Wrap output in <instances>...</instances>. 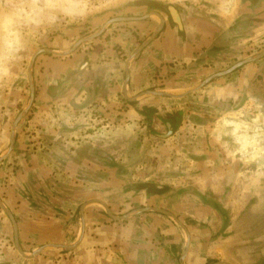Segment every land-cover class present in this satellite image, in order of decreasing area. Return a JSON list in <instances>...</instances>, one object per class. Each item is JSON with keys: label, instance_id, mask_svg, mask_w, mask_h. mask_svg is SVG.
Masks as SVG:
<instances>
[{"label": "rangeland", "instance_id": "374dc122", "mask_svg": "<svg viewBox=\"0 0 264 264\" xmlns=\"http://www.w3.org/2000/svg\"><path fill=\"white\" fill-rule=\"evenodd\" d=\"M134 1L137 3L142 0ZM150 1L159 8L183 7L186 16L191 7H197L202 11L199 17L188 15L192 20L201 19L200 23H193L192 27L188 22L189 18L185 17L181 31L183 27L197 28V25L201 24V28L213 34L214 46L210 50L214 53L209 54L213 56L207 60L206 54L202 51L201 54L198 53L199 56L197 54L199 62L195 65L198 66L205 59L203 67L207 69L206 73H211L210 76L225 71L239 61L251 59L264 50V10L260 20L263 25L260 33L254 36L251 32L253 20H247L246 25L239 26L238 29V31L244 30V33L242 31L237 33L235 28L236 35L232 37L227 32V27L222 24L221 16L212 11L210 8L212 6L206 2L207 0H201L196 6H193L194 1L191 0ZM4 2L6 0H0V13L3 11ZM11 2L19 4L21 16L18 18L15 29L7 24L0 26V157L6 153L13 122L28 104L26 74L32 53L39 49L49 51L59 49L57 54H63L69 51L77 41L87 38L67 56L48 54L36 56L35 59L40 57L36 64L38 67L36 72L32 71L34 61L31 66L33 101L28 111L15 125L14 142L10 153L0 161V202L13 219L18 218L21 224V238L25 239L27 232L34 231L31 227L34 223L38 225L34 231L36 234L45 227L49 218L56 220L53 226L58 228L60 233L66 232L68 223H74L75 226V221L79 217V208L83 205H85L83 208L93 207L106 215L105 209L100 204L89 203L94 201L91 198L80 205L84 189L87 197L94 196L96 193L102 198L100 202L104 201L108 206L113 205L114 207H107V209L114 217L125 216V219L120 221H126L131 216L152 213L140 210L151 208L149 207L151 202H148V199L158 196L164 190L167 191L168 183H172L174 179L171 173L167 179L168 185L166 182L163 183V180L159 182L158 155H165L167 168V166H173V158L177 157L179 152L184 154L207 151L209 135L207 131L212 125L215 136L219 137L217 140L220 141L224 136V140L228 141L223 151L242 153V156L238 154L242 160L233 161V165L235 168L246 169L245 175L240 176L241 189L244 192L241 200L234 203L238 204L237 207L241 210L250 211L249 206L254 201L264 199V56L239 67L226 76L211 79L195 91L192 90L205 79L202 76H199L197 78L199 82L187 91L167 89L152 91L153 89H150V92L170 96L182 95L181 98H176L179 99L177 106L168 108L172 111L171 113L174 108H181V111L174 112L179 114L176 123L180 129L177 130L176 125L177 133L172 135L175 132L172 131L169 134L177 138L163 144L157 139H148L152 136L153 130L151 123L147 127L142 117H135L132 127L131 121H126L124 117L119 121H113L107 111L96 110L97 106L94 104L101 105V103L107 107L111 105L112 109L117 103L123 109L125 104L122 102L121 95L117 94L116 99H112L113 97L105 94L100 97L102 98L100 102L94 98L90 99L91 96L89 99L92 104L89 105L90 100L87 101L86 96L93 92L79 89L87 78H93L92 75H85L84 72L81 76L79 71L80 63L89 56L88 53L92 52L91 48L95 47L92 44L87 50L85 46L81 47L84 43L98 37L97 35L91 38L94 35L93 30L110 19L142 17L141 13L147 10L144 2L148 1H143L141 7L132 6V0H11ZM254 2L251 0L247 4L250 6ZM134 8L143 10L133 14ZM160 16L167 17L166 14ZM150 17L157 21L156 17ZM237 19L233 20L234 24L238 22ZM165 22L170 24L168 18ZM125 23L128 22L112 23L106 27ZM242 33L245 37L241 35ZM62 43H64L63 47H61ZM238 43L240 48H236L235 44ZM137 44L133 48L134 51L142 42L138 41ZM227 46H230V49ZM97 47L99 46L96 45L95 49ZM132 52L125 55V60ZM55 61L60 64L52 65ZM50 78L61 79L58 91H54L56 95L52 97L53 99L49 97V94L46 97L44 91H41ZM212 81L222 82L225 91H212L210 88L208 91H203ZM126 95L127 99H130L135 94L131 95L127 92ZM159 97L166 99V97ZM168 99L176 101L173 98ZM85 105L89 106L85 108ZM167 115L162 114L164 118ZM92 120L93 123L89 126L87 123ZM125 125L131 127L127 130ZM159 126L158 129L164 132L162 125ZM235 126H239L237 132L239 137L235 134ZM197 127L199 128L196 129ZM89 131L99 135L96 136L100 140L99 144L96 143L99 148L95 147L97 152H94L93 147L89 154L91 158L85 159L84 164L80 162V165L76 166L77 159L74 158V161H71L68 155L82 158L86 150L83 149L82 154L79 155L82 149H78L82 144L78 142L85 139ZM216 131H218L217 134ZM166 133L165 131L164 134ZM234 136L239 138L237 143ZM214 147L216 148L217 145L215 144ZM185 163L187 165L183 169L191 168V161L186 159ZM192 163L196 167V161L193 160ZM83 165L86 172L84 176H79L77 167L82 173ZM93 169L99 173L93 175ZM82 179L85 181L81 182ZM93 184L98 188L94 193ZM185 194L188 196L189 192ZM194 194L205 204L215 203L211 194L206 192L202 195ZM232 194L229 192L225 196L229 197ZM223 199H220V202L225 203ZM230 210L231 208H227L223 211L219 207L214 209L221 218L223 228L229 224ZM5 247L14 252L10 222L0 211V255L5 254L1 252L5 251ZM49 248L58 249L53 246ZM26 254L28 256L30 253ZM3 261L0 259V264Z\"/></svg>", "mask_w": 264, "mask_h": 264}, {"label": "crops", "instance_id": "0c3cea01", "mask_svg": "<svg viewBox=\"0 0 264 264\" xmlns=\"http://www.w3.org/2000/svg\"><path fill=\"white\" fill-rule=\"evenodd\" d=\"M142 1L151 2L150 0ZM191 1H194L192 4L196 6L201 0ZM253 1L255 2L250 6L248 4L251 0H207L206 2L212 6L210 8L214 13L221 16L222 24L227 27L229 35L234 37L233 35L236 33L234 29L236 28L238 31L239 26H245L247 20H253L251 32L254 33V36L261 32L263 25L260 20L263 17L264 0ZM173 8L177 13L179 28L165 22L166 18L169 19V15L161 9L156 10V8L149 9L146 7L147 10L141 13L142 17L150 12L158 15L166 14L167 16L165 18L161 16L164 21L163 25L160 31L151 39L149 37L155 32L158 19L156 21L150 16L141 21H131L124 25L105 27L100 32V36L98 35L91 42L84 43L81 46H85V50L90 44L99 47L95 49L91 45L93 50L91 48L92 52L88 53L89 56L85 57L80 63L82 68L79 69L81 76L82 72L85 75L93 76L92 79L87 78L79 87L80 90L93 92L86 96L87 101L94 98L100 102V99H102L100 97L105 94L114 99L117 94L121 95L125 55L132 52V50L134 51L133 48L138 45V41L145 43L133 59L127 63L128 81L124 88L125 95L127 92L135 95L129 100H122L125 104L123 109L117 103L114 104L113 109L110 107L111 105L107 107L104 103L94 105L97 106V111L110 113V119L113 121H119L122 117L126 118V121H131L129 123L132 127L134 126L132 123L134 118L142 117L146 121L147 127L151 123L153 130L152 136H149L148 139H157L158 142L163 144L170 143L172 142L170 140L177 138V136L176 138L174 136L167 137L164 132L175 131L172 134L174 135L180 129L176 123L179 114L174 112L181 111V108H174L173 113L168 109L177 106L179 99L172 101L167 97L164 99L158 95H149L145 92L150 89H153L152 91H164L163 89L170 91L189 90L199 82L197 79L199 76L206 78L211 74L206 73L207 69L203 67L205 59L198 66H195L199 62L197 60L198 53L201 54L204 51L207 60L213 56V54H209L214 53L213 50H210L214 46L212 43L213 34L209 30L201 28V24H198L197 28H191L193 23H200L201 19L192 20L189 16L199 17L202 15V11L197 7H191L186 16L183 7ZM134 10L133 14H137L143 9L134 8ZM185 17L189 18L188 22L191 27H183V31H181V25L184 26L183 20ZM235 18H238L236 24L233 23ZM102 26L103 24L96 30L94 29V34ZM241 31L244 33V30L237 33ZM235 45H237L236 48H240L239 43ZM63 46L64 43L61 47ZM227 48L230 49V46H227ZM58 50L53 49L52 51L59 53ZM39 58L37 57L34 60L33 72H36L38 68L36 64ZM41 58L44 59V57ZM55 63L60 64L55 61L52 65H55ZM60 80L50 78V81L46 82V87L41 90L44 91L46 97H48V94L51 98L56 95L54 91H58ZM208 88L212 91H225L222 82L219 83V81L210 82L203 91H208ZM96 91L99 92L96 93ZM227 91H229L228 88ZM90 104H92L91 100ZM89 105L84 107L86 108ZM162 114L168 115L164 118ZM96 117L98 118V116ZM92 123L93 120L87 124L90 126ZM159 125H162L164 132L158 129ZM176 125L178 126L177 130ZM131 126L125 125L124 127L128 130ZM238 128L239 126L234 127L237 136ZM207 133L209 134L206 144L207 151L186 152L184 154L179 152L178 156L173 158L172 167L167 166L166 168L167 158L165 155H158L157 176L159 182L163 180V183L166 182L167 184V179L171 173L174 179L172 183L167 184L169 188L167 191L164 190L158 196H152L148 199V202H151L149 207L159 208L172 214L180 226L169 218L154 213L131 216L126 221H114L107 215H103L100 210L86 207L83 208L82 212V236L77 245L72 249L54 250V248L49 247L55 245L66 247L77 241L80 231L79 217L75 221V226L74 223H68L66 232L61 233L58 228L53 226L56 221L54 218H49L45 227L36 234L34 231L38 225L34 223V226L33 224L31 226L34 231L27 232L25 239L21 238V224L18 218H14L18 231V244L22 253L25 255L40 247L43 249L37 255L24 259L15 250L13 252L10 248L5 247V251H1L5 254L0 255V259L4 260L2 264H264V209L261 210L264 208V199L254 201L250 206L247 205L250 211L241 210L237 207L238 204L234 202L241 200L244 192L241 189L240 176L245 175L246 169L235 168L233 161H241L242 159L238 154L241 155L242 153L223 151L224 145H227L228 141L224 140V136L221 137L222 141L217 140L219 137L215 136L213 125ZM96 136L99 135L89 131L84 137L85 139L78 142V144H82L78 149H82L79 155L82 154L83 149L86 150V153L82 154V158L68 155V159L74 161V158H76V166L80 165V162L84 164L85 159L91 158L89 154L93 147L94 152L97 150L95 147L99 148L96 143L99 144L100 140ZM238 137L234 136L236 143ZM215 144L217 145L216 148L214 147ZM187 153L188 156H186ZM186 159L191 161V168L183 169L187 165L185 163ZM193 160L196 161V167L192 163ZM86 169L88 170V168ZM81 170L83 174L81 171L79 172V167H77L78 175L84 176L86 172L84 165ZM92 172L93 175L99 173L95 169ZM83 181L85 180L82 179L81 182ZM97 189L96 185L93 184V193ZM159 190L163 191V189ZM188 192L187 196L185 193ZM205 192L213 196L215 199L213 202L215 203L205 204L194 194L199 193L202 195ZM229 192L233 194L229 197L225 196ZM85 193L86 190L84 189L80 205L89 198L93 200L100 199L99 201L102 199L101 196H98L99 194L94 193V196L87 197ZM106 196L108 197L109 194L107 193ZM220 199H223L225 203L220 202ZM102 203L106 207H114L113 205L108 206L104 201ZM214 206L223 211L231 208L228 215L229 224L225 228L221 225V218L214 211ZM232 207L235 208L232 209ZM183 229L186 231L187 241Z\"/></svg>", "mask_w": 264, "mask_h": 264}, {"label": "water", "instance_id": "95a60500", "mask_svg": "<svg viewBox=\"0 0 264 264\" xmlns=\"http://www.w3.org/2000/svg\"><path fill=\"white\" fill-rule=\"evenodd\" d=\"M161 11L165 12L167 15H169V20H170V24L171 25H174L176 26L177 28L180 27V24L178 22V18H177V13L175 11V9L171 6H166V7H161L160 8ZM155 16L157 19H158V26L155 30V32L153 33V35H151L149 37V39H151L155 34H157L162 25H163V18L158 15L157 13H153V12H150L146 15H144L143 17H138V18H135V17H126V18H114V19H110L108 20L107 22H105L103 24V26L100 28V30L92 35L91 38L97 36L100 34V32L109 24H112V23H124V22H131V21H141L149 16ZM87 40V38H84L82 40H79L77 41L73 46L72 48L63 53V54H57V53H53L52 51H49L47 49H39L37 51H35L34 53H32V55L30 56L29 58V61H28V65H27V74H26V80H27V86H28V92H29V97H28V104L26 105L25 109L17 116V118L15 119V121L13 122L12 126H11V130H10V134H9V138H8V147L6 149V153L3 157H0V161L6 157L12 147H13V142H14V135H13V132H14V128H15V125L16 123L19 121V119L28 111L32 101H33V95H34V91H33V87H32V80H31V73H30V70H31V66H32V63L35 59L36 56L40 55V54H49V55H53V56H67L69 55L73 49L78 46L79 44L85 42ZM147 42V41H145ZM145 43H142L140 44V46L135 49V51H133L129 57L126 59L125 61V67H124V78H123V82H122V90H121V97L125 100H129L127 99L126 95H125V86H126V83L128 81V70H127V63L130 59H132L136 54L137 52H139L141 50V48L143 47ZM264 56V50H262L259 54H257L255 57L251 58V59H245V60H242V61H239L237 63H235L234 65L230 66L228 69H226L225 71H222V72H219V73H216V74H213L207 78H205L197 87H195L192 91H195V90H198L200 89L201 87H203V85H205L206 83H208L211 79H214V78H220V77H223V76H226L230 73H232L234 70L238 69L239 67L243 66V65H246L252 61H255V60H259L260 58H262ZM82 67H80L79 69H81ZM191 91V92H192ZM146 94H149V95H158V96H161V97H167V98H173V99H176V98H181V96H170V95H167V94H162V93H157V92H145ZM170 132L167 131L166 135L165 136H169ZM90 202H94V203H98L100 204L104 209H105V213L106 215L111 219V220H114V221H120V220H123L125 219V216H121V217H114L113 215H111V213L109 212V210L107 209V207L100 201H89ZM0 211L7 217V219L9 220L10 222V225H11V229H12V239H13V247H14V250L16 251V253L18 255H20L22 258L24 259H29L31 257H33L34 255H37L43 248L40 247L38 249H36L35 251L31 252L29 254V256H25L22 251L20 250L19 248V245H18V240H17V228H16V223L13 219V217L11 216V214L9 213V211L7 209H5V207L2 205V203L0 202ZM140 211H144V212H152V213H156V214H159V215H162V216H165L167 218H169L171 221H173L176 225H179V223L177 222V220L175 219V217L162 210V209H159V208H144V209H141ZM82 212H83V206H81L79 208V222H80V231H79V238L77 239V241L71 245V246H66V247H62V246H53L55 248H63V249H72L74 248L78 241L81 239V236H82V231H83V218H82ZM180 226V225H179ZM184 231V234H185V238H186V241H187V234H186V231L183 229ZM220 264H227V263H220Z\"/></svg>", "mask_w": 264, "mask_h": 264}, {"label": "clouds", "instance_id": "9594fccd", "mask_svg": "<svg viewBox=\"0 0 264 264\" xmlns=\"http://www.w3.org/2000/svg\"><path fill=\"white\" fill-rule=\"evenodd\" d=\"M2 13H0V26L7 24L10 28L17 27V21L20 15L19 4L6 0L2 5Z\"/></svg>", "mask_w": 264, "mask_h": 264}, {"label": "trees", "instance_id": "16d2710c", "mask_svg": "<svg viewBox=\"0 0 264 264\" xmlns=\"http://www.w3.org/2000/svg\"><path fill=\"white\" fill-rule=\"evenodd\" d=\"M141 3H143V1H141V2H132L131 3V5L132 6H140L141 5ZM137 4V5H136ZM144 4H145V7H148L149 9L150 8H157L158 7V5H156L155 3H150V2H144ZM159 8V7H158Z\"/></svg>", "mask_w": 264, "mask_h": 264}, {"label": "flooded vegetation", "instance_id": "af4514ba", "mask_svg": "<svg viewBox=\"0 0 264 264\" xmlns=\"http://www.w3.org/2000/svg\"><path fill=\"white\" fill-rule=\"evenodd\" d=\"M157 9H160V8H156V10H157Z\"/></svg>", "mask_w": 264, "mask_h": 264}]
</instances>
